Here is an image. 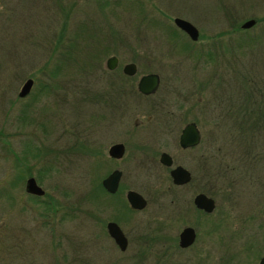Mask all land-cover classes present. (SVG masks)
<instances>
[{"label":"rangeland","instance_id":"1","mask_svg":"<svg viewBox=\"0 0 264 264\" xmlns=\"http://www.w3.org/2000/svg\"><path fill=\"white\" fill-rule=\"evenodd\" d=\"M173 18L192 24L197 40ZM111 56L114 71L105 68ZM127 63L131 78L120 73ZM150 73L158 89L140 97L136 82ZM102 97L107 113L111 97L117 106L104 113V139ZM187 122L200 143L180 152ZM133 134L171 155L190 182L171 187L153 155L135 152L126 166ZM121 141L124 159L99 173L101 152ZM110 165L146 200L120 221L123 252L105 232L113 212L101 214L92 193ZM29 177L44 191L38 199L25 192ZM197 193L214 200L209 218L192 210ZM116 200L124 204L123 194ZM191 225L198 245L163 257V235ZM226 252L228 264L264 255V0H0V264H224Z\"/></svg>","mask_w":264,"mask_h":264},{"label":"flooded vegetation","instance_id":"2","mask_svg":"<svg viewBox=\"0 0 264 264\" xmlns=\"http://www.w3.org/2000/svg\"><path fill=\"white\" fill-rule=\"evenodd\" d=\"M106 61V60H105ZM124 66V65H123ZM123 66L121 67V69H120V73L123 75V76H125V77H127V78H131V77H133V76H126V75H124L123 73H122V68H123ZM116 67H117V65H116ZM116 67L113 69V70H108V71H114L115 69H116ZM107 70V69H106ZM136 73V72H135ZM158 76V75H157ZM141 77V76H140ZM139 77V78H140ZM138 78V79H139ZM159 78V77H158ZM138 81V80H137ZM137 83V82H136ZM159 86V85H158ZM158 89V88H157ZM157 89H156V91H157ZM137 90V89H136ZM155 91V92H156ZM154 92V93H155ZM136 93V92H135ZM137 93H138V96H140V97H149V96H151V95H153V94H151V95H142L141 93H139L138 91H137ZM107 98L108 97H102V100H101V119H100V127H99V134H100V137H102V139H104L105 138V134H106V132H108L107 130H103V127H104V123H103V120L105 119V116H104V113H107L106 112V107H107V104H106V100H107ZM109 101H111L112 103H109L110 104V107H111V109H109L110 111H109V113H107V114H115L116 113V109H117V106H114L113 105V99H112V97L109 99ZM107 102H108V100H107ZM114 110H115V113H114ZM188 123H194V122H187V123H185L184 125H183V127L186 125V124H188ZM108 124V123H107ZM195 124V126H196V128H197V125H196V123H194ZM108 125H111L110 123L108 124ZM106 127V126H105ZM182 127V128H183ZM182 128L179 130V135H180V133H181V130H182ZM118 130V129H117ZM197 130H198V128H197ZM198 132H199V130H198ZM108 133H110V132H108ZM199 134H200V132H199ZM179 135L177 136V140H176V143H175V145H176V149L178 150V151H180V152H184V151H188V150H192V149H194V148H196L198 145H199V143H200V140H199V143L196 145V146H192V147H187V148H181L180 146H179V143H178V138H179ZM110 136L112 137V136H114V133H113V131L111 132V134H110ZM133 136V137H132ZM131 137L133 138V142H131V147H132V151L134 152V154L133 155H130V157H129V159H128V161L126 162V166H128V164H130V162L132 163L133 161H131L132 159H136V161L139 159V158H137L138 157V155L137 154H135V152L136 153H138L139 155H144V156H148L149 155V157H152V155L153 156H155L156 157V161H157V163H158V166L162 169V170H164V171H166V174H167V178H168V181H169V183H170V185H171V187H173V188H182V187H184V186H186L189 182H190V180H191V175H190V173L185 169V168H183L181 165H175L174 164V160H173V158H172V156L171 155H169L168 153H166V152H160L157 156H156V153H154V151H152L151 150V148H150V146H149V144H147L146 142L147 141H149L148 139H146V137H143V136H137V135H135V134H133ZM201 138V137H200ZM138 140V142H136ZM171 141H173V139L171 140ZM136 142V143H135ZM137 143H138V145H137ZM115 146H120L121 147V150H122V152H121V155L118 157V155L120 154V153H118V155H116V156H111L110 154H109V151H110V149L111 148H113V147H115ZM125 154H126V144L124 143V142H113V143H111L110 145H108L107 147H105L104 148V150L101 152V155L102 156H104V159H101L100 160V163L97 165V168H98V171H99V173H101V172H103L104 171V169H106L107 167H108V163H107V160L109 161V162H111V163H113V164H115V163H118V162H120V161H122L123 159H124V157H125ZM161 154H166L169 158H170V165L168 166V167H166V166H164V165H162L160 162H159V158H160V155ZM151 155V156H150ZM135 162V161H134ZM175 167H181V168H183L187 173H188V181L187 182H185L184 184H181V185H175V184H173L172 183V180H171V177H170V172H171V170H173ZM114 172H117V173H119V178H118V181H117V184H116V188H115V191L113 192V193H109V192H107L105 189H104V187H103V185H102V183H103V181L109 176V175H111L112 173H114ZM139 173H145V172H139ZM139 173H136L137 174V176L139 175ZM101 175V177L100 178H98V187H99V193H98V195H99V199H98V205H99V207H100V211H101V214L103 213V212H105V211H111V212H113V215H112V218L111 219H109V221H107L106 223H105V232H106V234H107V236L110 238V236L108 235V233H107V225L109 224V223H113V224H115L117 227H118V229L120 230V232L122 233V235H123V237H124V239H125V242H126V247H127V239H126V237H125V235H124V233H123V231H122V229L120 228V221H122V220H124V219H126L127 218V216H128V214H130V213H135V212H140V211H142L145 207H146V200L141 196V194L140 193H138L137 191H134V190H129V189H124V187L122 186V185H120V183L122 182V176H123V171L122 170H119L117 167H115V165H110V168L106 171V174L103 176V173L102 174H100ZM103 176V177H102ZM130 191H133V192H135V193H137L144 201H145V206H144V208H142L141 210H135V209H132L130 206H129V204H128V202H127V200H126V194L128 193V192H130ZM123 194V197H124V204H121L120 205V203L116 200V197L119 195V194ZM198 194H203V193H197V194H195L194 196H192V198H191V207H192V210H193V212H195L196 214H198V215H202V217H205V218H209V216L212 214V212L214 211V208H215V203H214V200L211 198V197H209V196H207V195H205L206 197H208V198H210V199H212V201H213V203H214V208H213V210L211 211V212H209V213H205L203 210H200V209H198L195 205H194V203H193V200H194V198H195V196H197ZM174 212V214L176 215V216H174V218L175 219H178V220H180V221H182L183 220V210L182 209H180V210H178V209H176L175 211H173ZM185 214V213H184ZM122 218V219H121ZM191 222L193 223L192 225H195V228H197L198 226H199V219H198V217H195V219H191ZM183 226L182 228H180L177 232H176V234L174 235V236H172V237H169L168 235H163V238H164V242L162 243V250H163V253L164 254H162V256L163 257H166L167 256V254H168V252H167V248H172V252H171V255L170 256H172V253L173 252H175V253H177L178 255L180 254V253H182V252H185V251H190V250H192V249H194L193 247L194 246H197L198 244H196L197 243V240H198V231L193 227V226ZM186 229H190L191 231H192V235H193V238H192V241L188 244V245H186V246H182V245H180V242H181V240H180V235L182 234V232L184 231V230H186ZM208 229H212V230H209L208 231V234H210V233H214L213 232V229H214V227L211 225V226H208ZM111 239V241H112V243L115 245V247L118 249V251L119 252H123V251H120L119 250V248L116 246V244L114 243V241L112 240V238H110ZM170 242V243H169ZM169 244V245H168ZM166 245H168L167 247H166ZM126 249V248H125ZM125 251V250H124ZM209 252V251H208ZM202 255L204 254V252H202L201 253ZM228 252H226V256H225V258H224V264H228V258H226L227 256H228ZM198 256H200V255H198ZM262 256H264V255H262ZM261 256V257H262ZM261 257H259V259H258V262H259V260H260V258ZM258 262H257V264H258Z\"/></svg>","mask_w":264,"mask_h":264},{"label":"water","instance_id":"3","mask_svg":"<svg viewBox=\"0 0 264 264\" xmlns=\"http://www.w3.org/2000/svg\"><path fill=\"white\" fill-rule=\"evenodd\" d=\"M173 25L183 32L189 40L192 42L197 40V30L196 28L190 24L189 22L180 19V18H173L172 20ZM254 25V20H248L240 26L241 29L246 30L251 28ZM117 65V58L114 56H111L106 59L105 61V68L107 70H113ZM136 72V66L133 63H127L122 68V73L126 76H133ZM32 85V81L30 79H27L21 86L18 97L23 98L27 95V93L30 90V87ZM159 85V78L156 74L150 73L142 75L137 83H136V89L139 93L142 95H151L153 94ZM200 140V134L195 126L194 123H188L186 124L179 135L178 143L181 148H187L196 146L199 143ZM121 147L115 146L110 149L109 154L111 156H116L118 153V157L121 155ZM159 162L168 167L170 165V158L166 154H161L159 158ZM170 177L172 180V183L175 185H181L188 181V173L181 167H175L170 172ZM119 178V173L114 172L111 175H109L102 183L104 189L109 192L113 193L116 188V184ZM25 192L29 195L40 197L44 194V191L36 184V181L33 177H29L25 180ZM126 200L129 204V206L132 209L135 210H141L145 206V201L135 192L130 191L126 194ZM194 205L200 209L203 210L205 213H209L214 208V203L212 199L206 197L204 194H198L195 196L193 200ZM107 233L112 238L116 246L119 248L120 251H124L126 248V242L125 239L118 229V227L113 224L109 223L107 225ZM193 235L192 231L190 229H186L182 232L180 235V245L186 246L192 241ZM258 264H264V256H262L258 262Z\"/></svg>","mask_w":264,"mask_h":264},{"label":"trees","instance_id":"4","mask_svg":"<svg viewBox=\"0 0 264 264\" xmlns=\"http://www.w3.org/2000/svg\"><path fill=\"white\" fill-rule=\"evenodd\" d=\"M234 30L235 31H239L240 29L237 27V26H235L234 27ZM258 102V101H257ZM260 119V118H259ZM17 170V173H16V179H15V182L16 183H18V179L20 178H23V176H24V169H16ZM37 182H39L40 183V178L39 177H37ZM41 181H42V179H41ZM99 191V190H98ZM92 193H93V195L95 196V197H97V195H98V193H97V188H96V186L94 187V191H92ZM30 198H32V199H38V197H36V196H32V195H30ZM48 198V200H51V199H49V197H47ZM51 206L53 207V204H51Z\"/></svg>","mask_w":264,"mask_h":264}]
</instances>
